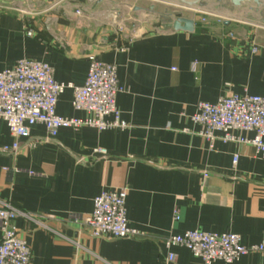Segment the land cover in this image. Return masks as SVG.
<instances>
[{
  "label": "crops",
  "instance_id": "obj_1",
  "mask_svg": "<svg viewBox=\"0 0 264 264\" xmlns=\"http://www.w3.org/2000/svg\"><path fill=\"white\" fill-rule=\"evenodd\" d=\"M193 2L133 0L132 10L146 23L121 24L119 31L106 22L115 0H0V72L33 58L53 66L57 81L80 86L94 53L117 66L125 88L117 95L125 129L61 128L50 138L35 124L29 137L17 138L0 120V206L45 220V227L16 220L31 264H163L170 251L174 264H201L189 249L164 245L187 230L233 232L247 246L264 243V158L250 144L216 140L211 149L190 120L201 101L264 96V10L254 2ZM178 12L195 19L194 31L167 27ZM202 15L222 22L202 23ZM72 102L68 88L57 114L84 118ZM16 141V152L3 151ZM98 147L109 156L97 155ZM120 189L127 190L129 225L140 237L91 236L80 218L103 190ZM230 264H264V252Z\"/></svg>",
  "mask_w": 264,
  "mask_h": 264
},
{
  "label": "built area",
  "instance_id": "obj_2",
  "mask_svg": "<svg viewBox=\"0 0 264 264\" xmlns=\"http://www.w3.org/2000/svg\"><path fill=\"white\" fill-rule=\"evenodd\" d=\"M210 17L202 15L200 21L207 24ZM212 18L222 22L219 17ZM118 29L123 31L124 26L119 24ZM27 34L31 36L32 32L29 30ZM88 62L86 80L83 85L77 86L57 81L53 66L46 62L33 58L18 60L12 68L0 72V120L6 122L10 132L17 138L29 137L35 124L44 125L50 138H55L61 128L78 130L87 126L99 131L125 129L127 123L117 106V95L125 88L119 82L117 66L102 61L94 53L88 54ZM68 88L73 90L74 109L85 112L84 118L57 114L59 97ZM190 120L200 126L199 134L208 141L211 149L216 140L250 144L264 158L263 95L232 93L215 103L198 102ZM250 132L254 134L253 137L245 135ZM19 147L16 141L11 147H4L3 151L16 152ZM94 152L102 157L109 156L104 147L95 148ZM238 159V155H235L233 163L237 164ZM126 200V189L103 190L94 200L93 211L81 217L80 223L94 237L139 238L140 231L129 225ZM19 217H27L41 227L46 226L43 217L33 216L3 203L0 206V264L32 262L31 248L16 226ZM178 218L176 215L175 219ZM164 245L169 249L175 246L189 249L200 259L201 264L216 261L230 264L251 252H264V243L244 245L240 235L233 232L187 230L182 234H171L165 239ZM175 260V254L170 251L163 264H174Z\"/></svg>",
  "mask_w": 264,
  "mask_h": 264
},
{
  "label": "rangeland",
  "instance_id": "obj_3",
  "mask_svg": "<svg viewBox=\"0 0 264 264\" xmlns=\"http://www.w3.org/2000/svg\"><path fill=\"white\" fill-rule=\"evenodd\" d=\"M132 1L133 0H115V6L111 8V14L109 15V18H106V22L115 26L119 24L131 26L132 24L146 23V20L143 17L140 19L137 18L136 12L132 10ZM161 7L164 6L161 5ZM177 10L179 11V9H172V11Z\"/></svg>",
  "mask_w": 264,
  "mask_h": 264
},
{
  "label": "water",
  "instance_id": "obj_4",
  "mask_svg": "<svg viewBox=\"0 0 264 264\" xmlns=\"http://www.w3.org/2000/svg\"><path fill=\"white\" fill-rule=\"evenodd\" d=\"M218 2H223V0H217ZM231 4L235 7L241 6L243 3L246 2H254L258 7H262L264 10V2L262 0H230ZM202 3V0H195L193 2L194 5H199ZM187 5H191V3L186 2ZM138 10L141 8H137ZM262 16L264 17V12H262ZM264 22V20H263ZM167 27H171L174 30H183L187 32H192L194 31L195 28V19L194 18H187L183 17L181 13L176 14V18L171 20L168 24H166Z\"/></svg>",
  "mask_w": 264,
  "mask_h": 264
}]
</instances>
